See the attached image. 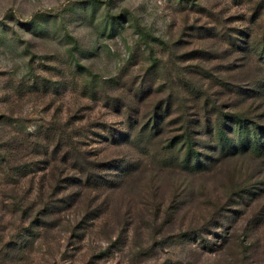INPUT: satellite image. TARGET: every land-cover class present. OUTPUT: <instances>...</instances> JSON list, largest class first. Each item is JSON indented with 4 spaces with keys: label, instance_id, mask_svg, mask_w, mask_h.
I'll list each match as a JSON object with an SVG mask.
<instances>
[{
    "label": "rangeland",
    "instance_id": "rangeland-1",
    "mask_svg": "<svg viewBox=\"0 0 264 264\" xmlns=\"http://www.w3.org/2000/svg\"><path fill=\"white\" fill-rule=\"evenodd\" d=\"M0 264H264V0H0Z\"/></svg>",
    "mask_w": 264,
    "mask_h": 264
}]
</instances>
